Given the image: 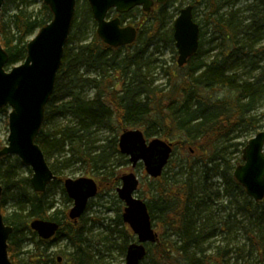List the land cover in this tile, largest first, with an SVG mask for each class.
Wrapping results in <instances>:
<instances>
[{"label": "trees", "instance_id": "1", "mask_svg": "<svg viewBox=\"0 0 264 264\" xmlns=\"http://www.w3.org/2000/svg\"><path fill=\"white\" fill-rule=\"evenodd\" d=\"M28 4L29 0H4L0 44L8 54L6 68L25 59L27 37L52 18L43 3L37 14L27 10ZM198 4L199 0H195L194 20ZM9 5L14 7V12L6 21L4 12ZM258 5L264 14V0H258ZM253 7L247 5L249 10H254ZM134 11L140 13L139 21ZM236 12L221 13L215 0L208 2L204 18L196 21L200 27L198 50L180 67L183 73L170 72L169 67L164 69L166 83L169 82L166 89L152 85L149 75L157 60L145 56L147 49L154 45L156 50L159 42L176 55L173 27H164L163 15L145 13L138 8L128 15L122 14V21L133 15L129 22L138 26V36L132 45L114 48L103 43L95 30L90 39L84 37L90 25L93 29L96 26L87 2L74 11L36 143L46 158L56 157L49 164L56 175L54 183H62L60 171L76 160L86 162L102 176L97 181L99 189L112 188L118 183L114 177L106 181L110 174L106 164L111 153L120 154L117 135L122 130L139 128L148 138L160 133L173 143L172 154L179 149L183 163L171 166L170 174L164 173L167 177L156 178H162L156 194L146 201L152 223L157 221L161 232L155 243L147 245L140 264L145 259L147 264H264V198L255 201L246 195L232 174L241 162L245 146L235 139L242 132L261 126L252 112L262 93L258 80H242L235 70L250 56L259 53L264 56V45L257 46L264 31L258 33L260 26L255 21L245 25L236 22ZM203 26L207 29L203 30ZM77 34L80 35L75 38ZM206 34L216 35L211 41L219 39L217 51L209 61L202 59L204 53L213 50V47L208 51L202 49ZM90 70L97 75H86ZM84 85L94 89L91 99L78 91ZM221 89L228 95H217ZM65 113L73 118L72 125L45 129L52 116ZM100 128L112 130L115 136L109 145L92 147L88 137L92 130ZM229 147L236 150L240 147L237 150L240 155L233 162L225 156ZM64 153L69 157L59 160ZM12 157H4L0 165L3 187L0 209L4 222L13 228L8 238L12 264H99L90 247L94 237L88 236V219L83 217L72 225L67 219L60 221L55 216L59 211L51 216L48 212L54 202L46 200L44 192L36 193L32 189L28 192L26 185L32 188L29 177H19L16 170L19 159L14 157L11 162ZM10 190L14 192L10 196L17 207L5 216L3 206ZM62 191H65L63 187ZM36 218L57 220L59 233L72 246L70 252L58 251L62 257L60 263L57 256L48 252L50 240H33L36 235L29 222ZM27 240H31L33 248L24 251Z\"/></svg>", "mask_w": 264, "mask_h": 264}, {"label": "water", "instance_id": "2", "mask_svg": "<svg viewBox=\"0 0 264 264\" xmlns=\"http://www.w3.org/2000/svg\"><path fill=\"white\" fill-rule=\"evenodd\" d=\"M96 23V34L108 46L117 48L131 45L137 38V28L122 24L120 17L108 18V12L127 13L135 7L148 12L154 4L168 0H86ZM52 13V19L34 35L26 45L23 62L6 70L8 54L0 44V108L8 106L7 143L0 148L1 160L15 155L28 166L32 174L30 184L37 193L56 179L36 138L42 127L46 104L53 92L57 72L60 68L63 50L68 39L74 16L76 0H42ZM4 0H0L1 8ZM177 52V65L183 66L199 47V25L193 20L192 5L180 9L173 22L172 33ZM118 149L126 155L132 167L141 162L146 173L157 178L168 163L172 143L154 137L146 139L138 129H124L118 137ZM242 162L232 172L234 179L244 188L246 195L255 201L264 198V130L250 138L241 151ZM116 188L118 198L124 203L122 220L127 223L136 241L126 249L125 264H140L149 243H155L158 235L152 225L147 204L136 196L138 178L133 172L120 177ZM64 189L73 205L69 217L81 216L88 201L95 197L98 185L91 177L65 178ZM0 181V202L2 196ZM29 227L42 239L51 238L58 224L51 220L33 219ZM12 226L4 222L0 211V264H12L8 255L9 235Z\"/></svg>", "mask_w": 264, "mask_h": 264}, {"label": "rangeland", "instance_id": "3", "mask_svg": "<svg viewBox=\"0 0 264 264\" xmlns=\"http://www.w3.org/2000/svg\"><path fill=\"white\" fill-rule=\"evenodd\" d=\"M195 0H168V2L164 4H160L158 6H154L152 8V12H155L158 15H163L164 19V27L169 28L172 26L175 17L179 14V10L187 5L194 4ZM210 0H199V4L194 9L195 21H199L204 18L205 13L208 10V2ZM217 4L220 5V12H229L231 10L237 11L236 14V22H241L243 25L250 23L251 21L256 22V26H260L258 33L264 31V14L261 11L260 6L258 5V0H215ZM86 0H76L75 9L81 8ZM42 0H29V4L27 6V10L33 14H37L40 9ZM253 5L254 10L247 9V5ZM8 10L4 12L6 21L9 20V16L14 12V7L12 5L7 6ZM134 8L133 10H135ZM140 9V8H138ZM141 10V9H140ZM131 11V10H130ZM129 11V12H130ZM128 12V13H129ZM127 13V15H128ZM135 14L136 21L140 20V13L133 12ZM113 13L110 14L112 16ZM133 20V15L128 16L123 21L125 24L129 23V21ZM145 24V22L143 23ZM203 25V24H202ZM146 26V24H145ZM93 25H90L87 30H85L84 37L86 39H90L93 33ZM207 29L206 26H203V30ZM38 29L29 37L28 40L34 37L37 33ZM80 34L74 36L77 38ZM216 37V35L210 36L206 34L204 37V46L203 50H209L213 47V50L210 52H206L202 55V59L204 61H209L212 58V55L217 51V43L219 39H215L211 41V37ZM259 43L257 46L264 45V37H259ZM216 47V48H214ZM145 56L148 59H155L157 62L154 63V66L151 67L149 80H152L153 86H160L163 88H168L169 82L167 81V76L164 74V69H170V72L183 73L184 69H180V67L176 63L177 54L175 55L171 52L170 48L166 47L163 42H159L157 49L155 50L154 45H151L147 52H145ZM245 63L243 66H239L236 68L235 72L242 80H258V85L262 91L261 97L258 100L257 106L252 112L258 119L259 126L256 130L249 129L246 132H242L235 141L242 142L246 144V142L252 138L257 132L264 130V56L262 53H259L255 56H250L249 58L244 60ZM20 63V62H19ZM17 63V64H19ZM111 71L108 72L110 74ZM86 75L89 77H94L97 75V72L92 70L86 72ZM81 85V84H80ZM78 91L81 92V95L86 99H91L94 95V89L90 85L79 86ZM217 95L227 96L228 93L226 90H219L216 92ZM10 108L7 107L5 110L0 109V148L7 143V136L9 133L8 128V114ZM73 118L68 114H59L52 116L49 121L45 124V129H58L65 125H72ZM119 135V134H118ZM117 135V138H118ZM115 133L112 130L108 129H94L89 135V145L92 147H96L98 145L108 144L114 138ZM155 137V136H154ZM156 137L163 138L160 133L156 134ZM150 139V138H149ZM241 147V146H240ZM238 147V149H240ZM67 149V147H65ZM237 149V150H238ZM234 149L233 147H229L226 149L225 156L230 158L233 162L235 161L240 152ZM108 152V149H107ZM227 153H230L227 155ZM11 162H14L15 155H12ZM69 157V154L64 153L62 156H59V160L62 158ZM76 157V156H75ZM55 156L51 158H46L49 164H52L55 160ZM184 156L181 154L179 149H176L175 152L171 155L168 164L165 166L164 171L160 177H167L170 174V167L176 164H182ZM175 168L174 170H176ZM16 170L20 178L29 177L32 174L31 169L24 165L20 160L16 164ZM106 171L109 172L106 176V181L110 178H117L118 183L115 187L109 188H101L99 189L97 195L91 199L89 203V209L85 212L84 218L88 219L87 228L90 229L88 232L89 237H94L93 242L90 244L92 251L95 254V259L98 260L99 264H125V255L127 246L136 241V236L128 226V224L124 223L121 216L123 211V203L119 201L117 196L116 187L120 185V177L124 173L133 172L138 178L139 184L137 188L136 195L143 199L144 201H151L152 197L156 194L157 186L159 185V180L161 179H153L151 178L145 171L142 163L131 166L128 157L122 154H114L111 153L108 157V162L106 164ZM168 173L167 175L164 173ZM60 176L62 177V181L65 178H78V177H91L95 181H98L100 176L94 169L89 168L86 162L82 161H71L65 168L60 171ZM104 177V175H103ZM63 183H50L44 192V197L48 201H53V208L49 209V214L54 216L56 211H59L55 214V216L60 220H64L67 218V213L69 208L71 207V202L66 200V193L62 191ZM28 188V189H27ZM26 189L28 192L32 188H29L26 185ZM33 190V189H32ZM14 192L10 190L7 193V198L3 209L5 211V216L9 215L13 210L16 209L17 204L16 201L10 196ZM120 216V219H118ZM155 231L160 234L161 228L157 221L153 223ZM125 229V230H124ZM33 240H37L38 237H32ZM27 243L24 244V251L30 250L33 248V243L31 240H27ZM59 250L70 252L72 251V246L67 240L66 236L61 235L57 237L51 244L48 252L52 256L60 255L58 254ZM23 256H26L24 254ZM53 264L52 262H49ZM142 264H147V260L145 259Z\"/></svg>", "mask_w": 264, "mask_h": 264}, {"label": "flooded vegetation", "instance_id": "4", "mask_svg": "<svg viewBox=\"0 0 264 264\" xmlns=\"http://www.w3.org/2000/svg\"><path fill=\"white\" fill-rule=\"evenodd\" d=\"M125 156V155H124ZM127 157V156H126ZM1 165V164H0ZM97 182V181H96ZM121 183V182H120ZM3 188V187H2ZM64 188V187H63ZM2 191H3V189H2ZM98 191H99V188H98ZM65 193H66V191H64ZM2 197V196H1ZM66 197L68 198V200H69V202H71V207H72V205H73V200L71 199V198H69L68 197V195L66 194ZM90 201H91V199L88 201V204H87V206H86V210H85V212L89 209L88 207H89V203H90ZM119 201H121L120 199H119ZM122 202V201H121ZM123 203V202H122ZM123 205H124V203H123ZM70 207V208H71ZM70 208H69V210H70ZM124 208V207H123ZM69 210H68V213H67V221H68V223L69 224H72V225H75V224H77L79 221H81L82 220V218H83V216H84V214H85V212L81 215V216H79L78 218H76V219H71L70 217H69ZM36 219H40V218H36ZM44 220H48V219H44ZM51 221H54V222H56L57 224H58V229H57V231H56V233L51 237V238H49V239H42V238H40L38 235H37V233L35 232V231H33L34 233H35V235L39 238V239H41V240H50L51 242H53L54 240H56L57 239V237H59V236H61V235H64V234H62V233H59V228H60V224H59V222L57 221V220H51ZM8 225V224H7ZM7 243H8V240H7ZM54 253V252H53ZM53 253H51V255L53 254ZM58 254H59V252H58ZM57 256V262L58 263H60L61 261H62V257H61V254L60 255H56Z\"/></svg>", "mask_w": 264, "mask_h": 264}]
</instances>
